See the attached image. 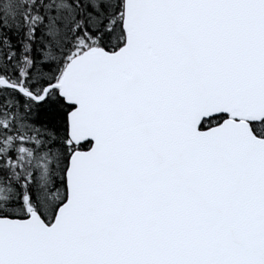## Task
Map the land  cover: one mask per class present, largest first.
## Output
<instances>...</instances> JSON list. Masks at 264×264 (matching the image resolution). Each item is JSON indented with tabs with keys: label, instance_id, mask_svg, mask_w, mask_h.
<instances>
[{
	"label": "snow or ice",
	"instance_id": "obj_1",
	"mask_svg": "<svg viewBox=\"0 0 264 264\" xmlns=\"http://www.w3.org/2000/svg\"><path fill=\"white\" fill-rule=\"evenodd\" d=\"M0 264H264V0H0Z\"/></svg>",
	"mask_w": 264,
	"mask_h": 264
}]
</instances>
